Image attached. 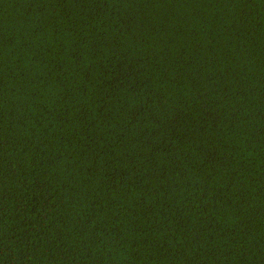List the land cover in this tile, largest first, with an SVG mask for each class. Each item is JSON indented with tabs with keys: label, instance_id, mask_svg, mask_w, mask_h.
I'll return each instance as SVG.
<instances>
[{
	"label": "trees",
	"instance_id": "16d2710c",
	"mask_svg": "<svg viewBox=\"0 0 264 264\" xmlns=\"http://www.w3.org/2000/svg\"><path fill=\"white\" fill-rule=\"evenodd\" d=\"M0 264H264V0H0Z\"/></svg>",
	"mask_w": 264,
	"mask_h": 264
}]
</instances>
